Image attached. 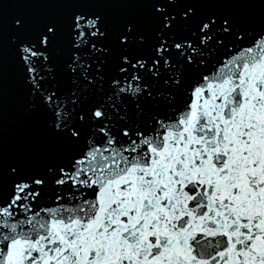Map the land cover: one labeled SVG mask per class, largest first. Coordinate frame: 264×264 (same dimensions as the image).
Instances as JSON below:
<instances>
[{
  "label": "snow or ice",
  "instance_id": "1",
  "mask_svg": "<svg viewBox=\"0 0 264 264\" xmlns=\"http://www.w3.org/2000/svg\"><path fill=\"white\" fill-rule=\"evenodd\" d=\"M0 264H264V0H0Z\"/></svg>",
  "mask_w": 264,
  "mask_h": 264
}]
</instances>
